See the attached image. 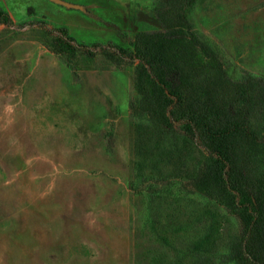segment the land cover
I'll return each instance as SVG.
<instances>
[{"label":"rangeland","instance_id":"1","mask_svg":"<svg viewBox=\"0 0 264 264\" xmlns=\"http://www.w3.org/2000/svg\"><path fill=\"white\" fill-rule=\"evenodd\" d=\"M0 0V264H236V214L181 181L210 162L180 126L137 120L135 65L77 53L70 69L46 44L66 28L84 45L131 51L164 31L159 0ZM195 37L237 81L264 80V0H197ZM260 124L264 122V110ZM170 186L151 197L140 188Z\"/></svg>","mask_w":264,"mask_h":264},{"label":"trees","instance_id":"2","mask_svg":"<svg viewBox=\"0 0 264 264\" xmlns=\"http://www.w3.org/2000/svg\"><path fill=\"white\" fill-rule=\"evenodd\" d=\"M197 0H159L157 19L164 31L137 32L132 50L114 45H84L66 28L48 29L43 22H26L20 28L40 25L54 37L46 48L73 69L77 53L106 55L111 63L134 64V85L141 96L132 115L145 117L155 127L185 136L202 148L210 162L181 181L182 191L214 197L239 218V239L227 253L236 264H264V80L246 73L233 80L222 58L198 40L186 18ZM0 25L14 27L0 11ZM140 188L151 197L170 186Z\"/></svg>","mask_w":264,"mask_h":264},{"label":"water","instance_id":"3","mask_svg":"<svg viewBox=\"0 0 264 264\" xmlns=\"http://www.w3.org/2000/svg\"><path fill=\"white\" fill-rule=\"evenodd\" d=\"M48 1H50L54 4H57V5L63 6V7L68 8V9H79V10L81 9L80 5L69 3V2H66L63 0H48Z\"/></svg>","mask_w":264,"mask_h":264}]
</instances>
